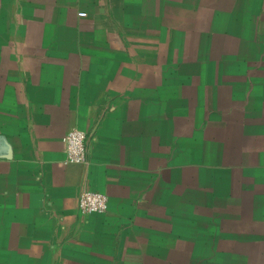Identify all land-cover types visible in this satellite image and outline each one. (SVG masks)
<instances>
[{"label":"crops","instance_id":"crops-1","mask_svg":"<svg viewBox=\"0 0 264 264\" xmlns=\"http://www.w3.org/2000/svg\"><path fill=\"white\" fill-rule=\"evenodd\" d=\"M12 2L0 264H264V0Z\"/></svg>","mask_w":264,"mask_h":264},{"label":"built area","instance_id":"built-area-1","mask_svg":"<svg viewBox=\"0 0 264 264\" xmlns=\"http://www.w3.org/2000/svg\"><path fill=\"white\" fill-rule=\"evenodd\" d=\"M81 16L85 17L86 14ZM67 149L66 164L86 165L89 158V136L87 133L74 129L64 138ZM109 210L107 195L85 189L79 199V211L83 216L104 215Z\"/></svg>","mask_w":264,"mask_h":264},{"label":"rangeland","instance_id":"rangeland-1","mask_svg":"<svg viewBox=\"0 0 264 264\" xmlns=\"http://www.w3.org/2000/svg\"><path fill=\"white\" fill-rule=\"evenodd\" d=\"M13 0H0V31L7 32L12 29L11 25L12 23L10 22L11 19V11H12V6H13ZM6 2L7 6L4 9L3 5ZM184 109V107H182ZM198 154L202 155L203 151Z\"/></svg>","mask_w":264,"mask_h":264}]
</instances>
